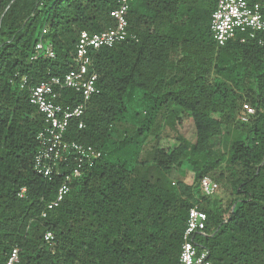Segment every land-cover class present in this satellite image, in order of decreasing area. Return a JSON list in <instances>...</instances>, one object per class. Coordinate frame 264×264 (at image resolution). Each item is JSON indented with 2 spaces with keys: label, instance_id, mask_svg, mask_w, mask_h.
<instances>
[{
  "label": "trees",
  "instance_id": "1",
  "mask_svg": "<svg viewBox=\"0 0 264 264\" xmlns=\"http://www.w3.org/2000/svg\"><path fill=\"white\" fill-rule=\"evenodd\" d=\"M118 2L0 0V264L13 248L17 264H178L194 206L206 215L194 244L210 264H264V34L218 46V0H130L126 40L90 53L99 93L85 127L68 129L101 158L41 217L61 181L34 171L44 120L29 88L73 70L80 33L113 27ZM40 40L53 59L32 60ZM182 117L191 145L164 135ZM204 177L213 195L201 193Z\"/></svg>",
  "mask_w": 264,
  "mask_h": 264
},
{
  "label": "built area",
  "instance_id": "2",
  "mask_svg": "<svg viewBox=\"0 0 264 264\" xmlns=\"http://www.w3.org/2000/svg\"><path fill=\"white\" fill-rule=\"evenodd\" d=\"M155 1V0H150ZM130 0H119L117 8L112 12L113 27L98 34L81 32L75 48V68L68 73L53 77L39 85L29 88V104L43 116V129L37 134V150L34 156V171L37 175L53 180L58 177V186L53 200L47 205L46 212L57 208L70 191L73 180L90 170L101 158L100 151L93 146L80 143L70 138L68 129L71 124L77 130L85 127L84 116L93 96L98 95L97 77L90 74V53L102 48H112L128 37V7ZM210 31L213 40L220 47L228 41L254 39L264 34V0H218L212 13ZM42 34H46L43 30ZM32 60L38 57L54 58L50 44L41 40L35 46ZM25 82V81H24ZM63 91H71L72 96H64ZM62 100V101H61ZM253 109L243 105L239 119L246 122ZM199 189L205 196L218 191V185L209 177L199 182ZM24 190L18 195L22 198ZM206 215L196 206L188 211L178 264H210L207 250L198 251L194 244L197 234L204 231ZM45 242L53 237L50 233L43 236ZM18 263V249L13 248L5 264Z\"/></svg>",
  "mask_w": 264,
  "mask_h": 264
},
{
  "label": "rangeland",
  "instance_id": "3",
  "mask_svg": "<svg viewBox=\"0 0 264 264\" xmlns=\"http://www.w3.org/2000/svg\"><path fill=\"white\" fill-rule=\"evenodd\" d=\"M176 134L182 136L189 145L193 144L195 142V129L192 120L182 117L181 121L175 126L174 130L171 128H166L164 130V135L168 137H174ZM230 141L231 138L229 135L222 136L215 141V148L219 151L226 152ZM169 144H171V141ZM177 175L178 178L182 179L184 172L179 170Z\"/></svg>",
  "mask_w": 264,
  "mask_h": 264
}]
</instances>
